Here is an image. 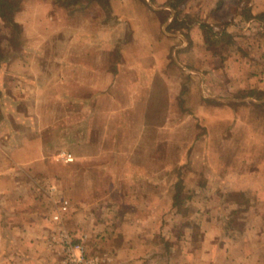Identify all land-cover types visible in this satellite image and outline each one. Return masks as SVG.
<instances>
[{
    "label": "crops",
    "instance_id": "0c3cea01",
    "mask_svg": "<svg viewBox=\"0 0 264 264\" xmlns=\"http://www.w3.org/2000/svg\"><path fill=\"white\" fill-rule=\"evenodd\" d=\"M148 1L130 0V12L136 13L130 22L133 36L142 33L144 42L127 45L113 70L110 49L103 46L102 55L96 57L86 46L79 56L68 47L59 66L47 73L45 49L63 30L51 3L29 0L16 13L22 45L16 55L5 45L0 48V264L61 263L53 204L45 193L74 191L59 175L74 167L59 159V144L71 143L69 128L74 123L69 124L68 115V123H63L58 113L73 112L75 96H82L78 111L83 112L82 127L88 131L83 141L98 145V173L105 175L104 161L114 154L125 113L151 103L158 84L170 90L172 50L181 56L189 46L195 64L180 65L192 76L193 98L177 105V124L185 129L194 120L200 132L189 141L182 139L191 147L185 145L178 168L185 171L182 185L192 213L213 221L203 230L205 235H175L164 228L174 207L171 166L164 167L158 179L149 163H137L140 155L135 151L117 155L108 196L92 199L95 189L87 185L83 208L67 215L66 229L76 237L85 236L87 250L100 257L99 264H264V23L258 18L264 8L251 0L249 17L238 12L221 24L210 23L217 44H223V35L231 39L215 52L208 47L202 26L190 31L189 40L182 33L166 34V40L162 24L154 21L158 8L152 9ZM114 6L117 11L119 5ZM117 20L121 27L123 19ZM153 26L157 33L150 30ZM84 37L89 39L88 34ZM58 84L67 85L61 99L54 92ZM177 95L184 97L182 90ZM93 129L97 134L91 136ZM145 157L148 161L153 154L147 152ZM118 194L125 199L112 201ZM231 194L257 200L237 205ZM240 210L237 220L245 226L233 232L226 229L225 221Z\"/></svg>",
    "mask_w": 264,
    "mask_h": 264
},
{
    "label": "rangeland",
    "instance_id": "374dc122",
    "mask_svg": "<svg viewBox=\"0 0 264 264\" xmlns=\"http://www.w3.org/2000/svg\"><path fill=\"white\" fill-rule=\"evenodd\" d=\"M12 1L16 6H21L22 8V5L29 0ZM47 1L51 3L50 5L52 6V12L55 15L56 22L63 28L62 32L50 40L45 49L44 68L47 73H50L54 67L59 66L58 60L66 55L68 47L71 49V54L73 53L76 56H79L82 55L83 47L89 46L92 56L97 57L100 54L102 55L101 48L106 46L111 51L109 54L111 58L110 70H113L116 63L120 62L121 55H124V48L127 45H130L132 42L137 40L138 45L144 42L142 33L133 36L130 22L132 23V20L136 18L134 15L136 13L130 12L128 7L130 6V0H79L77 4L70 7L65 5L66 2L59 0ZM250 2L252 1H148V3L153 6L152 9L158 8L155 10L157 12L153 14L155 18L154 21L156 24H162L164 30L166 31L164 34L165 39L166 34L172 37L173 35L182 33L186 36V39L189 40L190 31L195 28V26H202L208 47L210 50L215 52H218L220 49H224L225 44L231 41V39L230 37L223 35L220 41L223 44H217L212 30L213 28L210 23H223L226 21L227 17L230 18L235 16L238 12L243 13L245 17H249L251 13V7L249 6ZM255 3H259L264 8V0H255ZM115 4L119 5V9L117 11L114 8ZM163 5L168 6L169 10H160L159 7H162ZM16 13L11 14L8 19L0 15V17L4 20L0 21V48H2V45H5L9 47L8 49H10V53L14 54L18 52L22 45L21 28L14 20ZM119 18L123 19L121 27L119 26L117 20ZM258 18L264 23V12L259 14ZM139 19L141 20L142 18L139 17ZM141 21L144 22L143 19ZM154 21H152L153 24ZM155 29L156 26L155 28L153 26L150 30L157 33L158 31ZM87 34L89 39L85 41L83 40V37H86ZM262 34L264 35V30L262 31ZM158 36L163 38L161 33H159ZM257 36L259 35L257 34ZM191 48V46L187 47V51L181 56L175 55L172 50L167 74L172 78V84L169 87L170 90L165 89L167 88L166 86L158 84L156 87V94L151 99V103L147 104L144 102L143 104H140L142 105L140 106V110L125 113L123 118L124 126L119 128L120 133H118V141L116 139L114 154L113 156H108V158L104 161L108 168L105 175L99 176L98 173V145H88L83 141V137L86 136V132L88 131L86 128L84 129L82 127L83 123L86 124V121L84 122L82 119L83 112H81V110L78 111L82 105V96H75V107L73 112L68 111L67 113L60 111L58 113L60 115V119L64 118L61 119L63 120V123L67 122L66 115H68L67 120L69 121V124L72 122L74 123V128H69V132L71 131L69 135L72 137L71 143L59 144L60 149L62 148L59 152L60 163L62 162L64 164L74 166L71 170L67 169L65 171H60L61 174L59 173V175L60 177H65V185H68L70 189H74V191L66 193L61 190L50 189L49 193H45L52 201L54 210L52 221L56 230L59 231V240L55 243H58L62 249L60 264H63L64 261L61 235H71L74 241H79L83 237H76L66 229L65 222L67 215L77 214L82 210L83 207L80 203L82 202L83 197L87 194L84 190L90 183L93 185L92 188L95 189L91 193L92 199H96L97 201L103 199V194L108 196V189L114 182V174L111 175L112 172L110 170L117 167V163L119 161L117 155H119L120 152H137L138 155H140V158L136 159L137 163L142 165H146V162L149 163V169L155 171V177L158 179H162L160 173H162L163 168L171 166L172 176L170 179L171 183H173L172 202L174 207L171 208L170 213L172 220L168 224L164 222L163 226L166 229L169 228L171 232L174 231L175 235H179V232L181 234L184 232L188 235H197V237L205 235L204 231L210 226L209 221L212 220L209 218V221L205 222L204 217L200 219L198 216L195 217L194 213H192V209L188 206V194L184 193V187L182 185L184 182L183 176L185 171L180 172L178 168L180 164V157H182L185 145L188 149L191 147L189 142H187V144L182 143V139L185 138L186 141H189L196 133L200 132L199 129L194 127V120H192V122H188L185 129L179 128L177 124L180 119L179 112L176 109L177 105L191 103L193 98L192 90L194 88V83L191 78L192 76L187 69L182 67V65H185V62H187L185 65L186 67H192L195 64V54L192 51L190 52ZM138 50L139 49L136 51ZM1 62L2 58L0 56V64ZM107 83H110L109 79L107 80ZM66 89V84H58L56 88L54 87V92H57V97L61 99L62 93H65ZM179 90H182V95L184 97H179L177 95ZM90 115L92 118V124L94 123L96 128L98 124L97 117L94 118L96 119V121H94V112L92 111ZM1 117L2 113L0 112V118ZM141 124L143 126H139ZM96 129L92 130L93 133H91V136H93L94 133L97 134ZM107 130L110 132V129ZM147 152H151L153 154V158L150 159L149 157L148 161L145 157ZM86 154H91L89 160L79 158ZM67 155H72L73 161H66L65 157ZM200 162L204 163V159L202 158ZM105 189L106 192L104 193ZM119 195L120 194L116 195L114 198L112 197V201L117 200L122 202L125 198ZM156 195L161 194L156 193ZM127 197L129 198V196ZM229 198L237 205L246 202L249 204L250 202L257 200L256 196L247 199L236 194L229 195ZM66 201L69 203V210L67 212H62L61 222L54 221V216L59 213L62 203ZM241 212L242 210H240L239 213L236 211L234 213L235 216L231 218L230 222L227 223L225 221L224 225L226 229L233 232L234 229L237 230L245 226L240 223V220H237V217L240 216ZM234 218L236 219L235 221ZM226 233L228 232L226 231ZM80 235H85V233H81ZM198 240L199 238H197V241ZM90 256L98 258L100 263L99 256L97 257L92 254H90Z\"/></svg>",
    "mask_w": 264,
    "mask_h": 264
},
{
    "label": "built area",
    "instance_id": "2783aa9c",
    "mask_svg": "<svg viewBox=\"0 0 264 264\" xmlns=\"http://www.w3.org/2000/svg\"><path fill=\"white\" fill-rule=\"evenodd\" d=\"M66 161H73L72 155H67L65 157ZM69 210V203L66 201L62 203L60 211L54 216V221H62V212H67ZM61 240L63 244V264H99V259L90 256L86 243L85 236L79 241H74L71 235H61Z\"/></svg>",
    "mask_w": 264,
    "mask_h": 264
},
{
    "label": "trees",
    "instance_id": "16d2710c",
    "mask_svg": "<svg viewBox=\"0 0 264 264\" xmlns=\"http://www.w3.org/2000/svg\"><path fill=\"white\" fill-rule=\"evenodd\" d=\"M66 2V6L70 7L78 3L79 0H59ZM101 1V0H96ZM70 2V3H69ZM21 9V6H16L12 0H0V15L4 18H10L11 14L16 13Z\"/></svg>",
    "mask_w": 264,
    "mask_h": 264
}]
</instances>
